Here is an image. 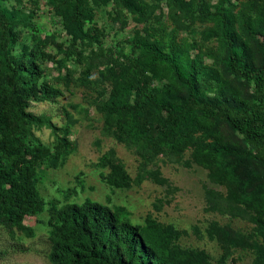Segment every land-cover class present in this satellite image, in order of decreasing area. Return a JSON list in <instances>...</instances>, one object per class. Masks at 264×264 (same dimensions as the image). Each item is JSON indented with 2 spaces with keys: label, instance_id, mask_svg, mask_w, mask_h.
I'll list each match as a JSON object with an SVG mask.
<instances>
[{
  "label": "rangeland",
  "instance_id": "374dc122",
  "mask_svg": "<svg viewBox=\"0 0 264 264\" xmlns=\"http://www.w3.org/2000/svg\"><path fill=\"white\" fill-rule=\"evenodd\" d=\"M132 1L131 9L120 0H86L83 29L88 36L78 39L65 28L69 0H0L15 15L10 56L26 57L41 71L38 84L57 91L55 96L40 94L22 103L11 73L0 63V140L20 138L25 145H41L49 152L34 175L42 211L19 225L0 221V264H49V209L85 199L119 209L120 218L132 225L154 221L167 231V248L183 264H264V211L254 223V210L236 201L229 184L215 181L196 144L170 147L166 138L157 140L159 129L152 144L128 141L119 130L121 120L107 119L102 111L112 77L144 60L137 40L165 52L178 48L184 60H194L209 81L210 96L221 90L252 104V84L225 71L215 14L224 9L251 20L264 0ZM248 45L259 65L261 50L255 43ZM97 54L98 61L89 66L90 56ZM145 74L150 78L148 89L164 96L170 88L166 74ZM135 80L139 82L137 75ZM20 110L38 122L23 119ZM202 122L204 127L193 137L203 136L210 143L213 134L248 150L242 136L225 124ZM112 166L123 172V187L109 183L114 180ZM248 170L264 177V167L251 162L237 178L246 179Z\"/></svg>",
  "mask_w": 264,
  "mask_h": 264
},
{
  "label": "trees",
  "instance_id": "16d2710c",
  "mask_svg": "<svg viewBox=\"0 0 264 264\" xmlns=\"http://www.w3.org/2000/svg\"><path fill=\"white\" fill-rule=\"evenodd\" d=\"M120 1L128 8H135L132 0ZM85 2L69 0L64 15L66 30L78 39L88 36L83 29ZM215 17L225 71L252 84V104L245 105L221 90L210 96L209 81L194 60H184L178 48L165 52L153 43L137 40L135 45L144 60L134 61L112 77L109 98L102 111L107 119L121 120L119 130L128 141L152 144L153 134L159 129L161 135L157 140L166 138L165 143L170 147L196 144L215 181L229 184L236 201L254 210L252 221L259 223L258 215L264 211V177L252 170L247 171L244 180L238 179L237 174L251 162L264 167V5L251 20L228 15L224 9H218ZM14 26V13L0 4V63L3 70L11 73L14 87L21 92V102L27 103L40 94L55 96L56 90L38 84L41 71L34 63L24 56H10L8 47L14 39ZM250 42L262 52L259 65L252 60ZM98 55L90 56L89 66L98 61ZM145 70L166 74L170 88L164 96L158 97L148 89L150 78ZM19 113L30 123L38 122L22 110ZM204 119L225 124L241 135L248 150L222 142L213 134L210 143L203 136L193 137L204 127ZM2 123L0 113V128ZM48 127L55 133L56 128L51 124ZM59 144L64 146L66 142L60 139ZM48 154L41 145H25L20 138L0 140V221L19 225L25 217L42 211L43 202L37 194L34 175L35 167ZM111 171L114 180L109 183L123 187V172L116 166ZM48 224L49 264H183L167 248V231L158 228L154 221L147 220L144 226L132 225L120 218L119 209L111 210L89 199L59 209L50 208Z\"/></svg>",
  "mask_w": 264,
  "mask_h": 264
}]
</instances>
